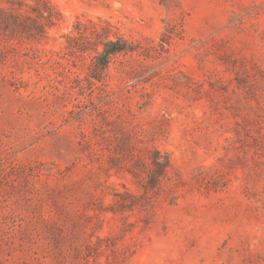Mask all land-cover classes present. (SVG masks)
I'll list each match as a JSON object with an SVG mask.
<instances>
[{
    "label": "rangeland",
    "instance_id": "obj_1",
    "mask_svg": "<svg viewBox=\"0 0 264 264\" xmlns=\"http://www.w3.org/2000/svg\"><path fill=\"white\" fill-rule=\"evenodd\" d=\"M0 264H264V0H0Z\"/></svg>",
    "mask_w": 264,
    "mask_h": 264
},
{
    "label": "trees",
    "instance_id": "obj_2",
    "mask_svg": "<svg viewBox=\"0 0 264 264\" xmlns=\"http://www.w3.org/2000/svg\"><path fill=\"white\" fill-rule=\"evenodd\" d=\"M131 47L127 46L126 47H119L118 42L113 43L110 42L108 45H106L105 50L103 52V56H105L106 58H109L111 55L117 54V53H121V52H130Z\"/></svg>",
    "mask_w": 264,
    "mask_h": 264
}]
</instances>
